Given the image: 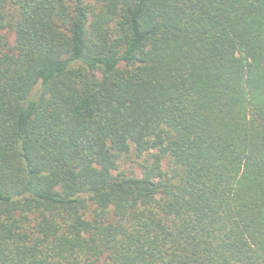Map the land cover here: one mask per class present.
Returning <instances> with one entry per match:
<instances>
[{
    "label": "trees",
    "instance_id": "16d2710c",
    "mask_svg": "<svg viewBox=\"0 0 264 264\" xmlns=\"http://www.w3.org/2000/svg\"><path fill=\"white\" fill-rule=\"evenodd\" d=\"M0 264H264V0H0Z\"/></svg>",
    "mask_w": 264,
    "mask_h": 264
},
{
    "label": "rangeland",
    "instance_id": "374dc122",
    "mask_svg": "<svg viewBox=\"0 0 264 264\" xmlns=\"http://www.w3.org/2000/svg\"><path fill=\"white\" fill-rule=\"evenodd\" d=\"M138 162L135 160L132 152L128 154V156L122 158L119 162V170L124 172L125 174L133 173L135 176H140V170L138 167ZM163 168L165 170L168 169L167 162L163 161Z\"/></svg>",
    "mask_w": 264,
    "mask_h": 264
}]
</instances>
